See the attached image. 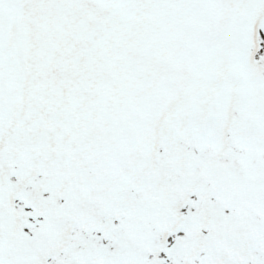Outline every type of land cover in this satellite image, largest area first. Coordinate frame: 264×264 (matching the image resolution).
Returning <instances> with one entry per match:
<instances>
[{"label": "snow or ice", "instance_id": "obj_1", "mask_svg": "<svg viewBox=\"0 0 264 264\" xmlns=\"http://www.w3.org/2000/svg\"><path fill=\"white\" fill-rule=\"evenodd\" d=\"M0 264H264V0H0Z\"/></svg>", "mask_w": 264, "mask_h": 264}]
</instances>
